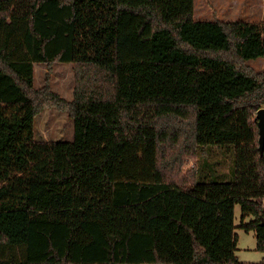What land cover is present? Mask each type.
I'll return each mask as SVG.
<instances>
[{
	"label": "trees",
	"instance_id": "obj_1",
	"mask_svg": "<svg viewBox=\"0 0 264 264\" xmlns=\"http://www.w3.org/2000/svg\"><path fill=\"white\" fill-rule=\"evenodd\" d=\"M259 58L264 23L194 0H0V264H264L235 225L264 251ZM56 62L71 100L35 86ZM45 105L73 140L37 137Z\"/></svg>",
	"mask_w": 264,
	"mask_h": 264
},
{
	"label": "rangeland",
	"instance_id": "obj_2",
	"mask_svg": "<svg viewBox=\"0 0 264 264\" xmlns=\"http://www.w3.org/2000/svg\"><path fill=\"white\" fill-rule=\"evenodd\" d=\"M194 17L196 20H221L223 22L245 21L264 23V0H194ZM256 73H264V58L250 60L246 63ZM50 88L67 100H71L75 91V66L71 63H53L35 65V86L40 89ZM262 109V108H261ZM36 135L47 141H71L74 137V123L68 110L45 105L35 121ZM161 161L164 157L161 154ZM264 204V201H263ZM242 217L241 205L235 208V225L238 234L236 256L245 263L264 262V251L257 249V235L254 230L246 231L240 227ZM252 217L246 218L249 222ZM0 217V240L8 239Z\"/></svg>",
	"mask_w": 264,
	"mask_h": 264
},
{
	"label": "water",
	"instance_id": "obj_3",
	"mask_svg": "<svg viewBox=\"0 0 264 264\" xmlns=\"http://www.w3.org/2000/svg\"><path fill=\"white\" fill-rule=\"evenodd\" d=\"M256 120L258 122L259 127V144H260V152H264V108L260 109L257 112Z\"/></svg>",
	"mask_w": 264,
	"mask_h": 264
},
{
	"label": "crops",
	"instance_id": "obj_4",
	"mask_svg": "<svg viewBox=\"0 0 264 264\" xmlns=\"http://www.w3.org/2000/svg\"><path fill=\"white\" fill-rule=\"evenodd\" d=\"M184 153V151H181V155Z\"/></svg>",
	"mask_w": 264,
	"mask_h": 264
}]
</instances>
